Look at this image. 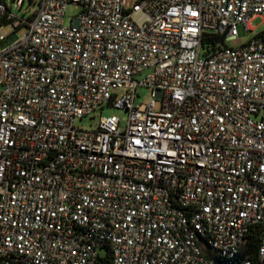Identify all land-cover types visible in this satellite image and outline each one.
Masks as SVG:
<instances>
[{"label":"built area","instance_id":"1","mask_svg":"<svg viewBox=\"0 0 264 264\" xmlns=\"http://www.w3.org/2000/svg\"><path fill=\"white\" fill-rule=\"evenodd\" d=\"M28 4L0 0V264H213L254 225L264 264V0Z\"/></svg>","mask_w":264,"mask_h":264},{"label":"rangeland","instance_id":"2","mask_svg":"<svg viewBox=\"0 0 264 264\" xmlns=\"http://www.w3.org/2000/svg\"><path fill=\"white\" fill-rule=\"evenodd\" d=\"M8 2H10L11 4L12 11H14L17 14H20L25 8L29 10L32 9V5L28 4V0H12V1L8 0ZM78 10H79L78 5L73 3H68L65 6L64 17H63L64 18L63 22L65 25H67L69 23V20L77 14ZM249 24L250 26L255 27L254 32H259L264 29V21H262L260 17L253 18ZM236 29H237L236 39L229 41L227 44L236 45L237 43L252 37V33L246 31L242 24H238L236 26ZM8 30L9 29L7 26L0 27V31L2 33H7ZM22 32L23 29L18 30L19 34ZM136 93L137 96L135 97V103H138L139 101L146 103L149 101L150 99L149 88L138 86L136 88ZM108 114H116L121 118V121H123V119L126 116V111L122 109L113 108L110 106H105L101 109L94 110L88 115L82 116L80 119H77L76 121H74V125L81 128H91L96 124L99 116H105Z\"/></svg>","mask_w":264,"mask_h":264},{"label":"water","instance_id":"3","mask_svg":"<svg viewBox=\"0 0 264 264\" xmlns=\"http://www.w3.org/2000/svg\"><path fill=\"white\" fill-rule=\"evenodd\" d=\"M201 251L212 261L213 264H240L248 255V238L244 237L237 251L231 256L217 253L206 243L199 241Z\"/></svg>","mask_w":264,"mask_h":264},{"label":"trees","instance_id":"4","mask_svg":"<svg viewBox=\"0 0 264 264\" xmlns=\"http://www.w3.org/2000/svg\"><path fill=\"white\" fill-rule=\"evenodd\" d=\"M257 35L261 36L264 35V29L259 31ZM259 236H260V229L258 225H254L253 229H251L250 233L247 235L248 238V256L253 257L255 254V249L257 247V244L259 242Z\"/></svg>","mask_w":264,"mask_h":264}]
</instances>
